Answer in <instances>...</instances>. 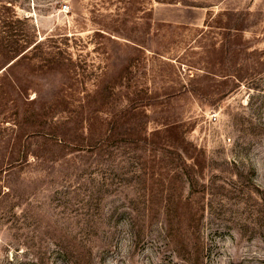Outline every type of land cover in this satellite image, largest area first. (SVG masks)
I'll use <instances>...</instances> for the list:
<instances>
[{
  "label": "rangeland",
  "instance_id": "374dc122",
  "mask_svg": "<svg viewBox=\"0 0 264 264\" xmlns=\"http://www.w3.org/2000/svg\"><path fill=\"white\" fill-rule=\"evenodd\" d=\"M0 264H264V0H0Z\"/></svg>",
  "mask_w": 264,
  "mask_h": 264
},
{
  "label": "trees",
  "instance_id": "16d2710c",
  "mask_svg": "<svg viewBox=\"0 0 264 264\" xmlns=\"http://www.w3.org/2000/svg\"><path fill=\"white\" fill-rule=\"evenodd\" d=\"M136 28V27H135ZM148 28L149 30L151 31V25H148ZM149 31V33H150ZM99 36L101 35V33H97ZM30 44V43H29ZM135 44H137L138 46H142L144 43L142 41H140V38L138 39H135ZM43 47V44L41 43H37L36 42H33L31 43L28 47H24L17 56L14 57L13 60H16L18 59L17 61L13 62L10 67L13 68L15 65L17 64H20L22 63L24 60H27L29 59V55L28 53L32 52V51H39L41 50ZM30 49V50H29ZM12 60V61H13ZM63 62H65L66 64H64ZM54 64H56V66H58L59 68H64L66 70V72H71L74 71L73 68L71 69V61H68L66 60L64 57H63V53L59 52L56 57L54 58ZM71 64V65H70ZM73 67V66H72ZM15 85L16 83L14 81H12ZM19 88V92L21 94H23L24 92L26 91H23L22 88L18 87Z\"/></svg>",
  "mask_w": 264,
  "mask_h": 264
}]
</instances>
